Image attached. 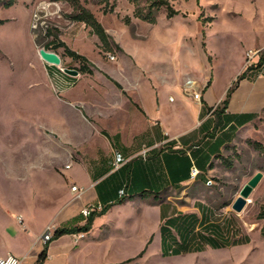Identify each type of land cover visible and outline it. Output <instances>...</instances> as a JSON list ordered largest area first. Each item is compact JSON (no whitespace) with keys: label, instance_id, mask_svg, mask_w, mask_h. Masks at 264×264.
<instances>
[{"label":"rangeland","instance_id":"obj_1","mask_svg":"<svg viewBox=\"0 0 264 264\" xmlns=\"http://www.w3.org/2000/svg\"><path fill=\"white\" fill-rule=\"evenodd\" d=\"M8 1L0 0V250L6 248L2 240L7 229L17 241L28 239L25 233L36 237L45 219L40 201L63 200L75 185L68 177H84L77 162L72 169H65L64 164L72 163L77 152L48 125L53 104L50 89L44 85L33 87L34 82L46 80L49 88H53V82L60 90L57 73L39 53L54 38L53 34H58L55 43L68 42L71 48L88 56L95 68L108 69L118 80H156L167 96L175 97V102L169 100L168 111L175 109L174 113L181 116L185 131L201 124L196 108L183 103L186 81L192 78L198 83L202 98L196 102L204 106L209 87L213 85L212 99L223 98L239 74L251 71L246 64L249 50L264 51V0H170L180 12L169 18L167 8L162 7L156 12V23L136 17V5L129 0H80L110 30L112 49L108 52L102 51V43L90 26L68 17L75 11L71 2L16 0L9 6ZM138 3L144 9L147 0ZM127 16L131 24L124 20ZM49 30L53 34L48 35ZM58 50L64 53V47ZM108 53L115 54L116 59H110ZM128 62L137 74H132ZM77 63L68 61L65 65L75 68ZM65 65L61 66L62 72ZM100 72L85 76L114 79L109 73ZM172 79L178 90L171 88ZM248 88L245 85L241 93L245 95ZM263 98H246L243 102L259 108L264 104ZM59 108L65 111L64 107ZM257 142L264 146V109L251 131L240 130L205 182L194 181L180 191L166 192L167 195L186 210L193 208L197 200L205 201L221 217L229 218L233 229H258L262 224L258 219L260 207L264 206V176L241 212L232 207L242 187L257 172L264 173V151L256 146ZM140 182L138 191L155 195L158 186L154 182ZM146 206L140 212L137 206L128 204L112 214L106 211V216L104 209L96 211L98 220L90 229L91 237L79 253L77 264H137L138 254L146 244L145 235L158 229L155 214ZM18 213L25 215L27 230L17 219ZM110 217L118 219L116 227L105 225ZM128 218L133 221L128 230H119ZM158 252L155 243L148 248V264H223L211 259L212 253L162 258L156 256ZM249 264L258 263L254 260Z\"/></svg>","mask_w":264,"mask_h":264},{"label":"crops","instance_id":"obj_2","mask_svg":"<svg viewBox=\"0 0 264 264\" xmlns=\"http://www.w3.org/2000/svg\"><path fill=\"white\" fill-rule=\"evenodd\" d=\"M106 30L109 33L110 30ZM75 51L80 53V50ZM68 61L74 60L65 56L58 66L48 64L58 75L60 90L53 82V88H49L46 80L34 82L33 87L44 85L50 89L53 104L48 125L55 133L63 136L70 149L77 152V158L64 166L65 169H72L76 162L81 164L84 177L81 179L72 176L67 180L71 185L74 183L80 186L82 194L76 197L70 189L59 202L41 200L45 219L40 224L36 237L32 233H25L23 235L28 239L17 241L7 229L2 240L3 243L6 242V248H1L0 257L11 253L20 257L22 264H37L46 245L40 237L48 225H83L87 218L81 214V210L87 205L102 203L107 208V213L111 214L128 204L137 206L140 212L145 211L143 206L147 205V209L155 214L158 229L145 235L146 244L138 254L140 258L137 264L150 262L147 257L148 248L154 243L159 248L156 256L162 258L189 255L200 257L212 253L211 259L223 264H249L254 260L258 264H264V216L258 219L262 221L260 227L252 232L246 231L242 226L233 229L230 219L221 217L222 214H217L205 201L197 200L193 208L186 210L178 205L173 196L166 193L180 191L194 181L205 182L216 161L234 143L240 130L251 131L264 104L257 108L243 101L246 98L251 100L257 96L264 97V74L260 73L261 68L256 66L251 69L241 80L226 111L220 116L216 115L214 109L225 96L212 99L210 91L213 85L205 95L208 107H213L211 110L198 106L196 100L185 94L183 103L186 106L193 105L197 117L201 119L200 125L185 131L181 116L174 113L175 109L170 113L168 111L169 100L175 102V97L173 94L167 96L156 80H118L108 69L95 68L91 60L90 67L95 72H107L114 79L94 80L85 76L87 73H79L75 77L61 71V66ZM128 64L132 68V74H137L135 68L129 62ZM245 85L250 88L243 95L241 91ZM170 86L178 90L174 79ZM58 105L60 108L64 107L65 111H59ZM189 147L191 148L184 150ZM144 150H148L146 157L143 155ZM115 151L122 152L127 160L120 168L113 166ZM69 164L71 165L67 168ZM194 164L201 169L196 178L189 174V167ZM141 179L146 182L151 180L158 186V190L162 189L161 192L155 191L154 196L141 193L138 191L142 185ZM126 184L129 196L123 199L120 191ZM106 211L103 216L107 215ZM96 213L98 215L99 212ZM260 213H264V206L260 207ZM17 219L27 230L25 215L18 213ZM97 220L98 217L94 219L92 227ZM117 220L110 217L105 225L113 224L116 227ZM126 221L127 224H123L119 230H128L133 223L132 218ZM91 233L89 230L81 238L77 237V233H69L51 240L47 246L46 259L40 264H77L79 253L88 244L86 240L91 237ZM111 235L112 233L107 237ZM166 247L170 249L166 250ZM175 247L186 249L174 254Z\"/></svg>","mask_w":264,"mask_h":264},{"label":"trees","instance_id":"obj_3","mask_svg":"<svg viewBox=\"0 0 264 264\" xmlns=\"http://www.w3.org/2000/svg\"><path fill=\"white\" fill-rule=\"evenodd\" d=\"M72 3L74 7V12L69 14L68 17L76 22H83L86 25L90 26L92 28V31L94 34H96L101 43H102V51L108 52L112 49V43L110 41V34L107 32L106 28L104 25L99 21L98 17L95 15L93 11L88 9L85 5H83L80 0H67ZM132 3L136 5V8L134 10V15L136 17L142 18L143 20H146L150 23H156L157 22V17H156V12L160 10L162 7L167 8L168 10V17L172 18L174 17L177 13L180 11L176 10L174 6L171 4L170 0H147V4L145 5L144 9L140 6L138 3L139 0H129ZM16 2V0H9L7 2V5H13ZM107 10V9H106ZM113 11V8H111ZM124 20L126 21L127 24H131V19L129 16L125 17ZM3 20H0V23H2ZM53 34L52 30L48 31V35ZM53 39L46 43L44 46L46 49H50V46L53 47V50L60 54V56L63 58L65 56L71 57L74 61L78 62V66L75 67L76 69L79 70L80 73L84 74H93L94 70L90 67V60L83 54L78 53L77 51L73 50L71 47H69L64 41H61L59 43H55V41L58 39V34H53ZM59 47H64V53L62 54L58 49ZM264 64V51L260 55L259 62L257 64V67L261 68V66ZM256 67V66H255ZM255 67H252L250 69H253ZM247 76V70L242 72L241 74L238 75L237 79L233 82V84L229 87V89L226 92L225 98L221 101V103L214 109V112L216 113L217 116H220V114L224 111H226L228 104L230 103V100L232 98L233 93L236 91V89L239 87L241 80H243ZM211 83V80H209L208 87ZM116 84L121 87V85L116 82ZM204 106L203 107H208L207 103L204 101ZM209 110L213 109V107H208ZM256 146L260 148L261 151H264V146L260 145L258 142L256 143ZM228 161V160H226ZM197 167L200 170L201 169L194 164L192 167H189V174L192 177V169L193 167ZM198 174V176L200 175ZM197 176V177H198ZM126 187V195L122 196L123 199L129 196L128 190H127V184L125 185ZM103 213L106 211L107 208H103ZM264 213H260L261 217L264 216ZM97 213L93 212L91 216L87 218V221L83 225H77V226H60L58 227L53 235V239L59 238L64 234H69V233H81V232H88L93 225L94 219L96 217ZM163 228V226H162ZM49 243V242H48ZM48 243H46L45 248L43 252L40 254L39 259L37 264L42 263L46 259V254H47V246ZM169 247H166V250H169ZM183 249V247H175L173 248L174 254H179ZM144 252V251H143ZM142 252V253H143ZM142 253L140 255H142Z\"/></svg>","mask_w":264,"mask_h":264},{"label":"built area","instance_id":"obj_4","mask_svg":"<svg viewBox=\"0 0 264 264\" xmlns=\"http://www.w3.org/2000/svg\"><path fill=\"white\" fill-rule=\"evenodd\" d=\"M46 8H47V6H44V9H46ZM38 17H39V15L36 14V18H38ZM38 20H39V18H38ZM260 55H261V50H249L246 54L247 67L252 68V67L257 66L259 59H260ZM108 56L112 60L116 59L115 54L108 53ZM260 73L264 74V64L261 66ZM185 88H186L185 94L190 95L194 100H196L198 102L201 101L202 90L200 89V86L198 85V83L194 79L189 78L185 83ZM171 99L174 100L173 97H171ZM147 154H148V150H144L143 151L144 157H146ZM126 162H127L126 157L124 156V154L122 152H120V151L114 152V160H113L114 168H120ZM70 165L71 164L67 165L66 167L69 168ZM199 173H200V170L194 166L192 169V177L196 178ZM72 191L76 194V197H80L82 194V189L77 184L72 186ZM126 194H127L126 193V187H124L120 191V195L124 196ZM103 208H104V205L102 203L90 204V205L85 206L81 210V214L84 217L88 218L89 216H91V214L93 212L102 210ZM20 220L22 221L21 217H20ZM58 227L59 226H56L54 224L48 225L40 237L41 241L45 244L50 242L53 238L55 230ZM76 235L78 238H81L85 235V233L81 232V233H77ZM0 264H22V259L16 255L10 253L5 257H0Z\"/></svg>","mask_w":264,"mask_h":264},{"label":"water","instance_id":"obj_5","mask_svg":"<svg viewBox=\"0 0 264 264\" xmlns=\"http://www.w3.org/2000/svg\"><path fill=\"white\" fill-rule=\"evenodd\" d=\"M39 53L41 57L51 63V64H57L60 65L62 62V58L60 54L53 50H48L45 47H41L39 49ZM66 73L70 75H75L77 76L80 72L76 68H71V67H65L63 69ZM264 176V173L262 171L257 172L240 190L239 196L237 199L234 201L232 207L235 211L241 212L245 206L247 205L249 198L254 191V189L258 186L260 181L262 180Z\"/></svg>","mask_w":264,"mask_h":264}]
</instances>
